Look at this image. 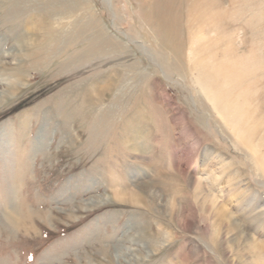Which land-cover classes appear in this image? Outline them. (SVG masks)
Segmentation results:
<instances>
[{"label":"rangeland","instance_id":"374dc122","mask_svg":"<svg viewBox=\"0 0 264 264\" xmlns=\"http://www.w3.org/2000/svg\"><path fill=\"white\" fill-rule=\"evenodd\" d=\"M0 82V264H264V0H0Z\"/></svg>","mask_w":264,"mask_h":264},{"label":"bare ground","instance_id":"6f19581e","mask_svg":"<svg viewBox=\"0 0 264 264\" xmlns=\"http://www.w3.org/2000/svg\"><path fill=\"white\" fill-rule=\"evenodd\" d=\"M158 10V12L161 14V15H164V14H168V12H170V10H171V7H169V6H167V7H165V6H160L159 5V8L157 9ZM172 27H174V25H173V22L172 23H169V24H164V23H161V28H160V32L163 34V35H166V37L168 38V39H170L171 41H173V43H174V41H175V36H174V34H173V36H172V34H171V31H172ZM36 29V28H35ZM176 56V55H175ZM198 61V60H197ZM204 64V63H203ZM200 67V66H199ZM203 75H204V73H203ZM206 76V75H205ZM205 76H203V77H205ZM208 77V76H207ZM201 78V77H200ZM204 79V78H203ZM206 79H208V78H206ZM199 80V79H198ZM201 80V79H200ZM209 84H210V82L208 81V80H206ZM1 83V82H0ZM200 83V82H199ZM205 83V82H204ZM4 84V83H3ZM1 85H2V83H1ZM204 85V84H203ZM209 94H207V96H208ZM211 95H212V92H211ZM217 96V95H216ZM215 96V97H216ZM213 98H214V94H213V96H212ZM212 99V98H211ZM211 99H209V101L211 100ZM230 99H232V98H230ZM229 99V100H230ZM213 102V101H212ZM215 102H216V100H215ZM233 102V101H232ZM228 103H230V102H227V105H228ZM221 104V103H220ZM213 105H214V103H213ZM218 105V104H217ZM223 105V104H222ZM224 105H225V103H224ZM223 105V106H224ZM206 106V105H205ZM221 106V105H220ZM217 107V106H216ZM214 108V107H213ZM221 108V107H220ZM224 109V108H223ZM226 109V108H225ZM224 109V110H225ZM207 110H209V108L207 109ZM214 110V109H213ZM210 111V110H209ZM208 111V112H209ZM223 111V110H222ZM226 111V110H225ZM227 111H229L228 110V108H227ZM211 112V111H210ZM227 114V113H226ZM212 115H213V113H212ZM221 115V114H220ZM222 116V115H221ZM227 116H229V115H227ZM226 118V117H225ZM230 118V117H229ZM234 118V117H233ZM239 118V117H238ZM241 118V117H240ZM214 120V119H213ZM231 120V119H230ZM225 122H227L226 120H225ZM230 123V122H229ZM228 125V124H227ZM230 125V124H229ZM230 128V127H229ZM225 130V129H224ZM222 133V132H221ZM220 133V134H221ZM224 133V132H223ZM249 134V133H248ZM242 139V138H241ZM240 139V140H241ZM250 141V140H249ZM17 215V214H16ZM218 217L219 218H217V219H226V221H227V223H231V218L230 217H224V214H220L219 213V215H218ZM221 217V218H220ZM12 219V218H11ZM13 220V219H12ZM11 220V221H12ZM13 222V221H12ZM10 224V223H9ZM222 224V223H221ZM16 226V225H15ZM254 249H255V247H254ZM253 250V249H252Z\"/></svg>","mask_w":264,"mask_h":264}]
</instances>
